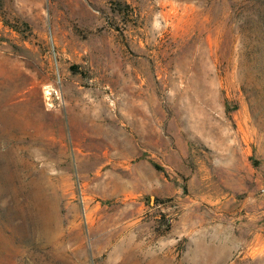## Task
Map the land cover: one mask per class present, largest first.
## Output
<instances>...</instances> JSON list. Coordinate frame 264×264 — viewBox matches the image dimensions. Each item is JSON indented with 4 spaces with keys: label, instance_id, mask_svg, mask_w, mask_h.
I'll return each mask as SVG.
<instances>
[{
    "label": "rangeland",
    "instance_id": "rangeland-1",
    "mask_svg": "<svg viewBox=\"0 0 264 264\" xmlns=\"http://www.w3.org/2000/svg\"><path fill=\"white\" fill-rule=\"evenodd\" d=\"M0 264H264V0H0Z\"/></svg>",
    "mask_w": 264,
    "mask_h": 264
}]
</instances>
